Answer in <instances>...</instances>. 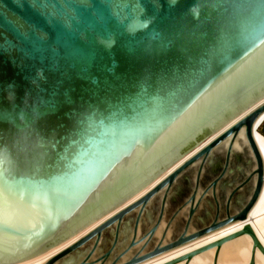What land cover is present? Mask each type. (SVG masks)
<instances>
[{
    "label": "water",
    "instance_id": "1",
    "mask_svg": "<svg viewBox=\"0 0 264 264\" xmlns=\"http://www.w3.org/2000/svg\"><path fill=\"white\" fill-rule=\"evenodd\" d=\"M263 98L264 0H0V186L24 208L23 226L0 240V260L18 264L72 238ZM263 111L264 105L237 121L45 264L89 242L75 264H103L119 244L124 217L135 211L129 242L112 264L139 245L120 264H136L246 219L263 185V160L252 134ZM242 128L255 167L232 188L219 219L217 185ZM229 137L219 174L201 189L207 159ZM198 161L190 196L156 246L143 253L163 222L172 185ZM251 182L248 199L230 214L232 196ZM209 192L213 221L188 233ZM159 194L158 216L138 237L141 217ZM184 210L183 232L162 245ZM112 227L109 249L91 260ZM241 234L264 254L249 225L232 237Z\"/></svg>",
    "mask_w": 264,
    "mask_h": 264
},
{
    "label": "bare ground",
    "instance_id": "2",
    "mask_svg": "<svg viewBox=\"0 0 264 264\" xmlns=\"http://www.w3.org/2000/svg\"><path fill=\"white\" fill-rule=\"evenodd\" d=\"M264 105V98L249 107L239 116L234 118L224 127L219 129L193 150H191L188 154L178 160L175 164L169 167L166 171H164L160 176H158L155 180H153L150 184H148L145 188H143L140 192L135 194L129 200L98 219L72 238L67 241L59 244L58 246L36 256L31 259H28L24 262L18 264H45L48 260H50L53 256L58 254L63 249L67 248L79 238L84 236L86 233L97 227L100 223L105 221L107 218L114 215L117 211L132 203L133 201L139 199L142 195L147 193L150 189H152L157 183L162 181L165 177H167L170 173H172L177 167H179L182 163L188 160L190 157L195 155L198 151H200L203 147H205L208 143L226 131L229 127L235 124L237 121L257 109L258 107ZM264 123V111L260 114L253 125L252 134L254 141L260 151L263 160V171H264V135L259 132L260 127ZM240 140L244 146H248V142L245 138L244 128L238 134V138L234 141L233 149L239 147L238 141ZM230 142V137L225 140L223 145L225 147L228 146ZM237 150V149H236ZM264 175V173H263ZM256 178V177H255ZM255 183V181H254ZM246 225H249L255 235L256 239L260 243V245L264 249V177H263V185L260 192V195L255 202L252 209L249 211L247 218L244 220H235L231 223L218 227L208 233L202 234L198 237L190 239L189 241L162 251L152 257L144 259L136 264H250L253 259V264H264V254L256 247L254 249L253 239L248 234H241L235 237L233 235L242 231ZM164 226V222L161 223L159 229L156 232L157 237H161V229ZM188 233H191L190 231ZM140 232L138 231V235ZM169 237V233H166L162 245H166L167 238ZM225 240L219 247L216 246V242ZM193 254L189 259H186L185 256Z\"/></svg>",
    "mask_w": 264,
    "mask_h": 264
},
{
    "label": "rangeland",
    "instance_id": "3",
    "mask_svg": "<svg viewBox=\"0 0 264 264\" xmlns=\"http://www.w3.org/2000/svg\"><path fill=\"white\" fill-rule=\"evenodd\" d=\"M261 130L264 131V124L262 125ZM237 141L239 147L236 148L237 150L233 149L230 156L231 172L226 174V176L219 182L216 189V195L221 204L220 217H224L223 205L228 192L231 190L233 186L238 184L255 167L253 156L251 155L248 146H244L240 140ZM226 148L227 147L221 144L212 151L211 155L207 159L203 168L200 188H204L213 178H215L219 174L222 165L224 163ZM198 165H199V161L193 164V166H191L190 168L186 169L183 173L179 175L175 183L172 185L169 192V196L167 198V205L163 219L164 223L170 218L172 213L190 195L193 187V179L196 175ZM251 190H252V182L234 194L235 196L234 199L232 200L231 213H235L241 208V206L248 199ZM161 197L162 194L157 195L147 205L146 210L143 213L140 221V226H139L140 235L146 232V230L154 222L159 209ZM136 213L137 212L135 211L124 217L123 222L121 224L122 233L119 237V244L103 264H112V262L116 259V257L127 246ZM213 213H214V201L211 196V193L209 192L208 196L202 200V202L200 203L199 207L196 210V213L191 223V230L195 231L209 224V222L213 217ZM185 218H186V211L181 212L175 218L169 229V237L167 238L166 242H171L177 238V236L182 230ZM113 230L114 227H112L111 229H107L103 232L99 249L95 252L91 260L99 259L109 249L111 245V241L113 239ZM158 240L159 238L157 236L153 238L147 244L143 253L152 250L156 246ZM91 245L92 242L87 243L82 248L71 253L65 258L59 260L56 264H75L79 262L86 254L87 250L90 248ZM139 249H140V245L133 248L125 257L119 259L116 262V264L123 263L124 261L132 257ZM100 263L101 261L94 264H100Z\"/></svg>",
    "mask_w": 264,
    "mask_h": 264
},
{
    "label": "snow or ice",
    "instance_id": "4",
    "mask_svg": "<svg viewBox=\"0 0 264 264\" xmlns=\"http://www.w3.org/2000/svg\"><path fill=\"white\" fill-rule=\"evenodd\" d=\"M23 211V206L9 201L8 194L3 186H0V240L3 239L7 230H20L23 225L20 223L19 217ZM0 264H3L2 260H0Z\"/></svg>",
    "mask_w": 264,
    "mask_h": 264
},
{
    "label": "flooded vegetation",
    "instance_id": "5",
    "mask_svg": "<svg viewBox=\"0 0 264 264\" xmlns=\"http://www.w3.org/2000/svg\"><path fill=\"white\" fill-rule=\"evenodd\" d=\"M230 163H231V160H230ZM230 163H229V168H228V172H227V173L231 172V169H230ZM227 173H226V174H227ZM247 175H248V174H247ZM247 175H246V176H247ZM225 176H226V175H225ZM225 176H224V177H225ZM246 176H245V177H246ZM201 177H202V176H201ZM245 177H244V178H245ZM194 178H195V177H194ZM244 178H243V179H244ZM243 179H242V180H243ZM242 180H241V181H242ZM241 181H240V182H241ZM240 182H239V183H240ZM193 183H194V179H193ZM239 183H238V184H239ZM207 185H208V184H207ZM207 185H206V186H207ZM229 185H231V184H229ZM236 185H237V184H236ZM236 185H235V186H236ZM200 186H201V180H200ZM206 186H205V187H206ZM205 187H204V188H205ZM233 187H234V186H233ZM233 187H232V188H233ZM232 188H231V190H232ZM201 189H203V188H201ZM231 190H230V191L228 192V194L226 195V198H225V201H224V205H223L224 217H225V214H226L227 199H228V196H229V193L231 192ZM240 190H241V189H240ZM240 190H239V191H240ZM191 192H192V191H191ZM190 194H191V193H190ZM189 196H190V195H189ZM189 196H188V197H189ZM207 196H208V195H207ZM207 196H205V197H207ZM211 196H212V195H211ZM216 196H217V195H216ZM234 196H235V195L232 196V198H231V200H230V203H229V211H230V214H233V213H231V205H232V200L234 199ZM212 198H213V196H212ZM217 199H218V198H217ZM185 201H186V200H185ZM185 201H184V202H185ZM213 201H214V199H213ZM218 201H219V199H218ZM159 207H160V205H159ZM219 207H220L219 219H221V218H224V217H220V215H221V204H220V202H219ZM241 207H242V206H241ZM240 209H241V208H240ZM240 209H239V210H240ZM184 211H186V218H185V220H184V225H183L182 230H181V232L179 233V235L183 232V229H184V226H185V223H186V220H187V214H188V211H187V210H184ZM236 212H237V211H236ZM158 213H159V209H158V212H157L156 218H157V216H158ZM173 213H174V212H173ZM173 213H172V214H173ZM195 213H196V211H195ZM195 213H194V215H195ZM215 214H216V206H215V201H214V213H213V217H212L211 221L209 222V224L213 221V219H214V217H215ZM194 215H193V217H194ZM171 216H172V215H171ZM171 216H170V218H171ZM177 216H178V215H177ZM177 216H176V217H177ZM176 217H175V218H176ZM193 217H192V219H191L190 226H189V230H188V232L190 231L191 233L194 232V231L191 230V223H192ZM156 218H155V220H156ZM170 218L164 223V226H163V228L161 229V237H162V235H163V233H164L165 226H166L167 222L170 220ZM175 218L173 219V221L175 220ZM155 220H154V222H155ZM173 221L171 222V224L173 223ZM133 222H134V221H133ZM154 222H153V223H154ZM153 223H152V225H153ZM171 224H170V226L168 227L166 233H169V229H170V227H171ZM209 224H207V225H209ZM152 225H151V226H152ZM207 225H205V226H203V227H206ZM151 226H150V227H151ZM150 227H149V228H150ZM203 227H201V228H203ZM149 228L146 230V232L149 230ZM201 228H199V229H201ZM132 229H133V224H132V228H131L130 235H131V233H132ZM199 229H197V230H199ZM195 231H196V230H195ZM146 232H144L142 235L139 234L138 237H141V236L145 235ZM165 235H166V234H165ZM179 235H178V236H179ZM178 236H177V237H178ZM155 237H156V233H155V235L153 236V238H155ZM161 237H158V238H159L158 242L160 241ZM153 238H152V239H153ZM152 239H151V240H152ZM151 240H150V241H151ZM158 242H157V243H158Z\"/></svg>",
    "mask_w": 264,
    "mask_h": 264
},
{
    "label": "trees",
    "instance_id": "6",
    "mask_svg": "<svg viewBox=\"0 0 264 264\" xmlns=\"http://www.w3.org/2000/svg\"><path fill=\"white\" fill-rule=\"evenodd\" d=\"M261 128H262V126H261ZM261 128L259 129V132L264 135V131H262Z\"/></svg>",
    "mask_w": 264,
    "mask_h": 264
},
{
    "label": "crops",
    "instance_id": "7",
    "mask_svg": "<svg viewBox=\"0 0 264 264\" xmlns=\"http://www.w3.org/2000/svg\"><path fill=\"white\" fill-rule=\"evenodd\" d=\"M264 124V123H263ZM261 128V127H260ZM263 135V134H262Z\"/></svg>",
    "mask_w": 264,
    "mask_h": 264
}]
</instances>
